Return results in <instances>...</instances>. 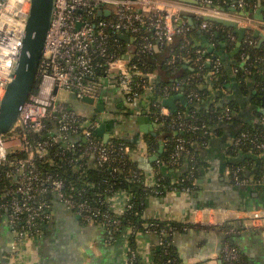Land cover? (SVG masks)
I'll return each mask as SVG.
<instances>
[{
    "label": "built area",
    "instance_id": "obj_1",
    "mask_svg": "<svg viewBox=\"0 0 264 264\" xmlns=\"http://www.w3.org/2000/svg\"><path fill=\"white\" fill-rule=\"evenodd\" d=\"M196 1L198 5L193 6L181 0H55L39 65L37 88L21 105L12 129L0 134V225L9 227L16 242H25L39 234L42 224L52 218L57 203L77 213L85 223L103 227L120 224L113 214L120 210L114 198L118 194L124 195L123 211L132 206L130 193L121 190L108 195L105 202L109 208L102 210L100 204L104 203L94 204L85 196L87 188L96 189V183L77 184L88 168H100L116 160L115 146L109 142L117 136L112 135L104 141L96 133L102 118L83 116L68 101L59 100V94L65 91L78 98L96 100L103 88L113 85L119 87L129 103L139 100L145 93L154 95L150 74L143 73L137 65L130 64L127 56L120 54L123 47L118 36L129 33L136 42V34L145 27L159 45L172 42L177 35L185 36L190 32L183 12L232 20L242 28L255 25L251 16H241L236 11L246 8V0L233 2V10L221 9L213 4V0ZM30 7L31 0H0V100L21 52ZM100 10L109 13L99 16ZM202 27L208 29L210 24L204 21ZM247 41L253 43L252 39ZM132 44L130 42V46ZM155 46L152 38L141 34L138 52L150 54ZM195 53L197 61L213 60L205 55L204 49L198 48ZM221 66L220 61H214L215 76ZM180 87L179 83L166 86L164 94L179 92ZM188 97L190 101L201 98L194 90L188 93ZM151 102L152 106L159 107V112H155L156 120L160 121L161 115L171 117V112L164 113L166 107L160 105L161 101L158 104L151 99ZM224 117L230 119L231 115L226 113ZM179 128L209 134V127L205 124L181 122ZM169 141L168 138L167 144ZM174 141L168 163L178 166L181 158L191 152L187 139L178 137ZM246 141L264 153V136L252 137L241 131L235 140L236 148ZM9 147L13 150L8 151ZM121 150L127 152L129 147L121 144ZM116 170L121 169L113 167V171ZM131 172L135 177L139 176L136 171ZM68 173L76 175L79 181L69 180ZM231 177L236 185L263 182V179L244 176L241 168L234 170ZM142 181L146 187L159 186L157 175L144 174ZM259 217L257 213L252 220ZM133 231L131 227L127 232L128 242ZM160 239L159 244L162 243ZM127 249L128 262L134 264L139 251L130 243ZM223 257L227 264L238 262V247L226 245Z\"/></svg>",
    "mask_w": 264,
    "mask_h": 264
},
{
    "label": "crops",
    "instance_id": "obj_2",
    "mask_svg": "<svg viewBox=\"0 0 264 264\" xmlns=\"http://www.w3.org/2000/svg\"><path fill=\"white\" fill-rule=\"evenodd\" d=\"M181 1L193 6L198 5V2ZM235 1L232 0V3ZM260 2L253 12L248 8L239 12L241 16H251L255 23L251 26L252 30L245 32L240 44V26L236 28L237 33L224 25L216 26L212 35H207V29L202 27L206 15L182 13L191 28L193 44L204 49L206 53L211 51L209 53L215 60L220 61L228 76L227 80L218 86L217 76L213 72L203 75L199 87L204 90L205 99L201 106L207 108L209 104L216 103L227 109L229 104H233L235 120L218 122L213 125L207 140L191 143L192 156L200 164L198 189L193 192L172 190L161 197L149 196L144 211L147 219L206 226L222 224L227 220H239L242 223L247 220L242 231L229 239L238 247L243 264H264V188H261L264 179L262 183H258V190H255L257 186L254 184L236 185L231 177L232 167L246 160L242 153L235 152V140L239 132L244 128L264 123V105H257L252 101L256 92V80L249 78L244 86L237 78L236 67L239 59L243 57L240 52L243 43L248 40V34L252 35L257 46L264 44V3ZM221 31L224 33H220ZM152 40L155 39L152 37ZM156 44L158 51L160 46L157 42ZM191 63L192 60L188 59L185 68L190 69ZM158 77V73L150 74L153 82ZM179 94L183 95V92L173 95ZM154 96L145 93L139 100L129 103L118 86H106L94 104L97 112L95 117L102 118L96 133L103 139L109 134V137L116 135L117 138L132 143L134 147L130 156L145 175H157L154 164L158 163L162 172L176 177L189 167L190 159L186 157L178 166L161 160L167 151L168 135L163 129V123L156 120L152 112L151 99ZM99 103L103 104L101 110L96 107ZM160 105L162 106V101ZM181 105H184L181 100H176L174 111ZM174 111L164 109L166 114ZM185 113L189 114L188 108ZM103 124L105 126L102 130ZM149 141H154L156 148L151 149ZM247 154L253 157L247 160H252L255 168L264 171V153L258 151V154H255L251 151ZM249 177L255 179V172H251ZM124 200L123 194L114 198L119 211L122 210ZM257 213L260 217L252 220ZM226 240L224 232L212 228L192 227L185 232L174 234V252L181 264H227L223 257ZM158 243L159 237L155 234L138 236L137 249L141 264H156L153 262V252ZM128 244L126 232L114 238L107 234L102 225L85 223L77 213L57 203L54 205L52 218L41 226V232L25 242H16L9 227L6 224L0 225V264H130L127 259Z\"/></svg>",
    "mask_w": 264,
    "mask_h": 264
},
{
    "label": "trees",
    "instance_id": "obj_3",
    "mask_svg": "<svg viewBox=\"0 0 264 264\" xmlns=\"http://www.w3.org/2000/svg\"><path fill=\"white\" fill-rule=\"evenodd\" d=\"M213 1V4L221 9L233 10L232 0ZM260 1L264 3V0H246L245 7L253 12L256 8H258ZM236 11L240 12L241 10L238 9ZM185 17H187V15ZM203 21H207L210 24V27L206 32L207 35H212V31L216 26H221V24L211 22L205 18H203ZM231 29L233 31L235 30V33H237L236 28ZM220 33L224 32L221 31ZM141 34L152 38V32L147 30L145 27H142L140 33L136 34L138 40L134 42L132 46H130V42H127L122 39L121 36H118L123 47L120 54L127 56L130 60V64L137 65L138 69H140L143 73H158V79L153 82L155 96L152 98V101L156 100L157 103L160 104L161 98L183 92L185 99L188 101V105H181L178 107L176 111L172 112V115L169 118L163 115H161L160 118V121L163 123V129L167 133V137L170 139L167 144V151L161 160L168 162L174 149V140L178 137L185 138L188 140L191 155L182 157L181 162H183L186 157H189V167L187 169L185 168L176 177H172L171 174L162 172L161 169H159V164L155 163L154 168L157 171L159 186L146 187L142 181L144 178L143 170L130 156V151L134 147L132 143H129L121 138L112 137L109 143L115 146L116 160L114 162L106 164L100 168H88L87 172L83 175V179L80 181L77 179V176L72 173H68L67 177L69 180H74L76 182L79 181L77 184L94 181L96 183V189L87 188L85 196L88 197L94 204L104 203L100 204L102 210L109 208V205L105 202L108 195L121 190H125L130 193L133 197L131 201L132 206L123 211L113 212L114 216L120 220V224L118 226L111 225L104 227L107 234L116 238L124 232L127 233L129 228L133 227L134 231L129 234V243L132 248H137L138 236L155 234L161 238L160 240L162 243H158L153 252V262L156 264H181L180 259L174 252L173 236L175 233L185 232L192 227L212 228L226 234L227 245L236 246L230 242L229 239L234 235H238L242 231V227H244L243 223L239 220H227L222 224L206 226L197 223L147 219L144 216L147 201L149 196L154 195L161 197L168 191L172 190H187L189 192H193L198 189L197 178L199 176L200 164L192 156L193 148L191 143L197 140H207L208 135H203L202 132L198 131H182L179 128L180 123L205 124L209 127L210 132L213 125L220 121L235 120V117H233L235 107L233 104H229L227 106L228 108L225 109L216 103L209 104L207 108H203L201 106V103H203L202 101L205 99V93L203 92V89H200L199 83L205 73L213 72L215 59L214 56L209 53L211 51H209L205 55L207 57H211L213 59L212 62L197 61V54L195 53V50L198 48L193 44L190 32L185 36H176L172 42L159 45V50L157 51L156 48H154L153 52L150 54L138 52ZM247 37L248 39L253 40L251 34H248ZM152 41L154 43L157 42L156 40ZM254 42L255 40H253V43L250 44L247 41L242 45L240 53L243 57H241L236 64V67L238 68L237 78L244 86L247 79L254 78L256 80V92L252 96V101L257 105H264V44L259 47L257 46V43ZM207 47L209 48V46ZM173 58H175V60L170 62ZM188 59L192 60L190 69H186L184 66ZM197 74L200 77H198ZM227 77L228 76L224 67L221 66L220 71L217 74L218 86H221L227 80ZM178 83L181 85L179 92H170L166 95L164 94V88L166 86ZM37 85L38 77L32 91L36 90ZM191 90L198 92L201 98L199 100L194 99L193 101H190L188 93L191 92ZM187 108L189 109V114L185 113ZM152 112L154 114L155 112L158 113L159 107L153 105ZM226 113H230V119L224 117ZM179 115L181 116L179 117ZM176 131L178 132L177 134H175ZM242 131L248 132L252 137L256 136L261 138L264 136V123L257 124L254 127L244 128ZM148 143L151 149L156 148L157 146L154 141H149ZM245 143L246 144H243L240 148L235 147V152L239 154L242 153L246 160H242L235 164L232 167L231 174H233L234 170L237 168H241L244 176H249L251 172H255V179H264V171L255 168L252 164L253 162H251L252 160H247L253 158L247 153L254 151L255 154H258V150L255 149L250 141H246ZM121 144H126L129 147V151L125 152V150H121ZM115 166H118L121 170L113 171V167ZM60 170L64 171V168H60ZM131 171H136L139 176L135 177ZM254 186H257V189L255 190H258V184H254ZM261 188H264V185L261 186ZM109 189H111V192ZM134 264H141L140 256L137 257ZM233 264L243 263L239 260Z\"/></svg>",
    "mask_w": 264,
    "mask_h": 264
},
{
    "label": "water",
    "instance_id": "obj_4",
    "mask_svg": "<svg viewBox=\"0 0 264 264\" xmlns=\"http://www.w3.org/2000/svg\"><path fill=\"white\" fill-rule=\"evenodd\" d=\"M183 1L197 3L196 0ZM260 4H262V1ZM54 7L55 0H31L21 52L14 70L11 73V80L7 83L5 92L0 100V134L7 133L12 129L14 123L18 119L21 105L26 102L33 90L38 77L39 65L43 56ZM103 13L108 14L109 11L100 10L98 12L99 16ZM204 18L229 28L238 27L237 22L232 20L212 16H204ZM252 29V27H239V44L245 32ZM121 38L131 43H134L136 40V38L129 33L121 34ZM157 46L156 44L155 47ZM82 99L90 104L96 103V100L91 97H83ZM178 99L181 100L184 105H188L182 94L162 99V105L174 111L176 109L175 102ZM102 106V103L96 104L97 109H100ZM104 126L103 124L102 130ZM108 139L109 134H106L104 136V141Z\"/></svg>",
    "mask_w": 264,
    "mask_h": 264
},
{
    "label": "rangeland",
    "instance_id": "obj_5",
    "mask_svg": "<svg viewBox=\"0 0 264 264\" xmlns=\"http://www.w3.org/2000/svg\"><path fill=\"white\" fill-rule=\"evenodd\" d=\"M59 100L68 101L71 107L77 110L79 113L86 115L88 118H93L97 115L95 105L84 101L81 98L76 97L67 92H60ZM13 147H9L8 151H12Z\"/></svg>",
    "mask_w": 264,
    "mask_h": 264
}]
</instances>
